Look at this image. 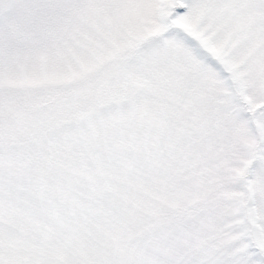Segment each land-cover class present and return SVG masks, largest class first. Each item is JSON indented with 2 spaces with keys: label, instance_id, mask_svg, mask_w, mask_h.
<instances>
[{
  "label": "snow or ice",
  "instance_id": "1",
  "mask_svg": "<svg viewBox=\"0 0 264 264\" xmlns=\"http://www.w3.org/2000/svg\"><path fill=\"white\" fill-rule=\"evenodd\" d=\"M0 264H264V0H0Z\"/></svg>",
  "mask_w": 264,
  "mask_h": 264
}]
</instances>
